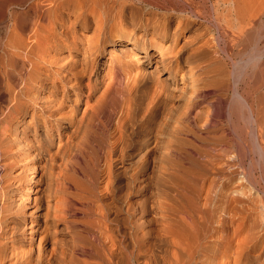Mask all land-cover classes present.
Masks as SVG:
<instances>
[{
    "label": "bare ground",
    "instance_id": "obj_1",
    "mask_svg": "<svg viewBox=\"0 0 264 264\" xmlns=\"http://www.w3.org/2000/svg\"><path fill=\"white\" fill-rule=\"evenodd\" d=\"M12 1L23 9L5 28L0 59L9 97L0 110V264H264V216L249 211H264L256 175L264 165V0H182L181 11L157 0ZM206 22L218 43L249 49L230 73L212 68L219 58L200 37ZM116 51L127 58L134 88L107 139L105 187L95 191L96 172L87 186L70 183L32 198L52 129L77 121L66 99L82 98ZM159 72L174 85L158 81L150 103L129 104ZM232 79L226 111L238 126L234 136L200 146L199 133L182 135V117L173 132L156 118L174 95L190 118L200 98L219 97ZM144 109L155 112L138 130ZM91 112L84 108L82 125ZM251 190L261 195L253 206ZM61 191L69 196L63 203ZM28 201L46 211L29 218ZM79 214L80 222L72 218Z\"/></svg>",
    "mask_w": 264,
    "mask_h": 264
},
{
    "label": "rangeland",
    "instance_id": "obj_2",
    "mask_svg": "<svg viewBox=\"0 0 264 264\" xmlns=\"http://www.w3.org/2000/svg\"><path fill=\"white\" fill-rule=\"evenodd\" d=\"M157 1L167 5L169 9L180 11L182 9V0ZM2 2L3 3L0 4V59L3 54V45L6 41L5 28L12 22L13 16L23 9L17 1L9 2L8 0L7 3L5 1ZM216 34L214 23L206 22L204 33L200 37L204 40L210 39L212 49L217 48L219 59L213 63L212 68H217V65L221 64L227 73H230L234 70L233 66L246 57L245 55L249 49L244 46L235 47V49L227 40L218 43ZM179 44V46H182V41ZM187 53L188 52H185V55ZM105 59L106 64L104 68L100 69L98 80L92 83V87L86 91L85 95L83 94L82 98L78 99L77 102L73 97L66 99V110H68L69 114L73 113V111L76 112L73 113V119L77 117L75 119V121H77L66 128L55 126L52 129V133H54L55 136L44 145L49 157V162L46 163L44 160L38 162L32 198L42 195V197H44L43 199H45L51 194V188L56 190L57 187L62 185L66 186V184L68 185L70 183L81 184V187L87 186L90 184V180L94 177L96 172L98 181L94 187L95 191L99 192L105 187L103 169L106 160L107 139L109 138V134L114 132L116 128L117 117L123 98H128V92L134 88V82L129 75L131 69L124 64L127 58L119 51H116L112 55L109 54L105 56ZM141 66H143V64ZM149 67L153 69L155 63L152 62ZM135 71L136 70H134L132 74H135ZM167 74L165 75L163 72H159L156 79L149 78L146 85H141L139 89L133 92L129 104L132 106H146L150 103L153 89L158 81L159 85L161 84L166 87L174 85L172 82L173 78H168ZM18 79L20 80V77L16 74L14 80L17 81ZM7 83L8 79L0 67V110L3 105L9 102ZM234 90L235 87L232 79V83L228 89L222 92L219 97L210 94L200 98L196 105V111L190 118L187 117V108H185L184 99H182L181 96H168V98H166L167 101H164L165 103L155 110L157 111L156 118H160L168 126L171 125L169 127L171 129L169 132H173L174 125L176 124L175 118L182 117V135L191 138L192 133H199L202 139L198 141L193 139L195 143L200 146L208 145L210 143L209 141H214V139L219 138L223 134H227L230 137L234 136V129L238 126L237 124L234 125L230 123L231 121L227 113L230 108L229 104L231 105L233 101ZM224 102H226L225 107L223 106ZM74 103H78L80 106L78 111L74 110ZM220 105H222V107ZM86 107L92 110V114L87 123L82 125L79 118H81L84 108ZM217 107H220L219 110L216 109ZM154 112H149L144 109L137 115L138 130L143 129L146 123V117H149ZM163 112L164 114H162ZM207 124H209V126L211 125L212 128L207 130L203 129ZM241 124L242 127L240 128H245L244 123ZM171 139L173 142L174 139ZM253 157L258 159L255 154H253ZM248 165L249 162L247 163V166ZM256 175L260 181L261 187H264L263 164H257ZM250 193L251 199L249 204L253 206L254 202L252 201L255 200L256 197L258 199L261 195L254 193L253 190H251ZM68 197L69 196L61 191L59 196H57V200H61L63 203ZM37 207L38 204H35L33 201L27 202L25 210L29 218H32L29 213L37 212V215L40 212L43 213L46 211L45 206L39 209V211L36 209ZM249 211L252 217L257 214L258 217L259 215L264 216V211L261 208L255 210L249 209ZM22 216L25 215L22 214ZM72 218L78 219L80 222L84 216L79 214ZM262 226L261 228L264 232V224H262ZM261 258L260 260H264V252Z\"/></svg>",
    "mask_w": 264,
    "mask_h": 264
}]
</instances>
